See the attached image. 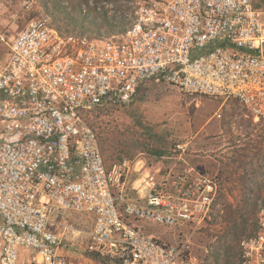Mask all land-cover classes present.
<instances>
[{"label":"built area","instance_id":"1","mask_svg":"<svg viewBox=\"0 0 264 264\" xmlns=\"http://www.w3.org/2000/svg\"><path fill=\"white\" fill-rule=\"evenodd\" d=\"M133 4L121 37L62 33L34 18L8 42L0 59V264H71L76 230L63 221L67 212L92 215L86 250L112 264H200L189 238L164 242L137 221L197 228L218 197L217 177L188 167L129 185L141 167L129 158L107 165L87 115L178 88L236 99L264 120V0ZM238 264H264V202Z\"/></svg>","mask_w":264,"mask_h":264},{"label":"rangeland","instance_id":"2","mask_svg":"<svg viewBox=\"0 0 264 264\" xmlns=\"http://www.w3.org/2000/svg\"><path fill=\"white\" fill-rule=\"evenodd\" d=\"M133 3L134 0L130 3L132 9ZM132 16L133 10L126 14L128 27ZM34 18L46 19L63 33L90 38L121 37L125 32L120 30L123 25L111 31L106 26L97 29L68 23L60 12L46 7L44 0H0V59L7 55L8 42ZM87 121L98 133L107 165L129 158L141 167L129 185L138 184L146 175L160 181L188 167L217 177L220 199L209 218L197 228L137 221L146 234L164 242L189 238L191 252L200 264L211 261L209 255L217 238L228 228L223 220L225 204L236 209L246 195L256 199L257 208L264 202V120L254 119L236 99L156 88L130 104L95 108L88 113ZM90 217L84 212L65 215V224L76 230L67 246L71 264H106L93 259L86 250L87 233L92 227Z\"/></svg>","mask_w":264,"mask_h":264},{"label":"trees","instance_id":"3","mask_svg":"<svg viewBox=\"0 0 264 264\" xmlns=\"http://www.w3.org/2000/svg\"><path fill=\"white\" fill-rule=\"evenodd\" d=\"M44 1L46 7L49 6V9H52V11L60 12L68 23L79 24L81 27L87 25L95 26L97 29L106 26L111 31H115L119 25H123V28L120 29L121 32L126 31L130 23H125L126 14L133 10L130 4L132 0ZM219 199H217L213 207H216ZM224 208L226 213L223 216V220L228 223V228L217 238V242L209 255L211 261L208 264H238L240 259V242L251 234L255 226L258 208L256 199L251 195H246L236 209H233L229 204H225ZM217 219L215 216V222L218 221ZM252 221L251 227L250 222ZM89 253L97 261H102L106 264L110 262L108 258L98 253Z\"/></svg>","mask_w":264,"mask_h":264}]
</instances>
